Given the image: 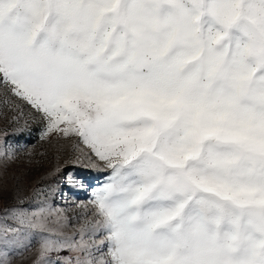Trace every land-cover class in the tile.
<instances>
[{
  "label": "snow or ice",
  "instance_id": "obj_1",
  "mask_svg": "<svg viewBox=\"0 0 264 264\" xmlns=\"http://www.w3.org/2000/svg\"><path fill=\"white\" fill-rule=\"evenodd\" d=\"M33 134L0 264H264V0H0V204Z\"/></svg>",
  "mask_w": 264,
  "mask_h": 264
},
{
  "label": "rangeland",
  "instance_id": "obj_2",
  "mask_svg": "<svg viewBox=\"0 0 264 264\" xmlns=\"http://www.w3.org/2000/svg\"><path fill=\"white\" fill-rule=\"evenodd\" d=\"M20 139L24 140L27 144L32 145L36 144V153L37 155L34 157L35 160H40L41 163L39 165L33 164L31 166L26 165L23 161L24 158L22 157L21 160L15 164H12L8 169L7 173L5 175V181H4V197H3V203L0 204V214L3 213L4 207H10L16 203V201L13 198V191H14V182L12 179H10V175L12 173H21V172H27L28 173V179L27 182L23 185L25 189V193L27 194L29 190L31 189L33 182L36 181L39 177H41L43 174L48 172L50 169L55 167L56 161L52 155V150L47 148V145L41 146L40 144H37V137L33 134L30 137H21ZM47 149L49 154L46 157L39 156L38 153ZM89 181H91L92 177H95L96 175H103V174H97L94 172H88L84 173ZM46 183L53 184V185H59L60 191L55 195V198L52 200V203L60 206V207H69L70 205H66L63 203V199L60 195L62 192L68 193V198L71 200V198L75 197L77 200H86L88 197V191H79L75 188H68L66 184L63 183L62 176L56 177L54 180L46 181ZM25 207H31V205L26 204ZM77 212L79 210H76ZM70 215L73 213H69ZM73 230H68V233L71 234ZM37 247L36 240H32V251L24 250L23 254L20 256H17L13 260V264H33V260L35 259L34 255V249ZM67 254V253H65Z\"/></svg>",
  "mask_w": 264,
  "mask_h": 264
}]
</instances>
